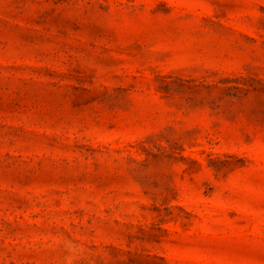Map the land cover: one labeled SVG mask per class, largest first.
<instances>
[{
    "label": "rangeland",
    "instance_id": "1",
    "mask_svg": "<svg viewBox=\"0 0 264 264\" xmlns=\"http://www.w3.org/2000/svg\"><path fill=\"white\" fill-rule=\"evenodd\" d=\"M0 264H264V0H0Z\"/></svg>",
    "mask_w": 264,
    "mask_h": 264
}]
</instances>
